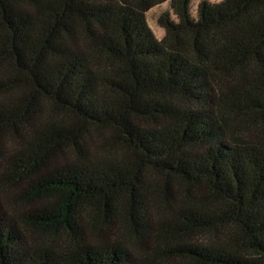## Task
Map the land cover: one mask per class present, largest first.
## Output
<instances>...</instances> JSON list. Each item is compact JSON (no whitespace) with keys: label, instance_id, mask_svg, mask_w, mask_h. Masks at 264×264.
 Segmentation results:
<instances>
[{"label":"trees","instance_id":"1","mask_svg":"<svg viewBox=\"0 0 264 264\" xmlns=\"http://www.w3.org/2000/svg\"><path fill=\"white\" fill-rule=\"evenodd\" d=\"M192 6L0 0V264H264V0Z\"/></svg>","mask_w":264,"mask_h":264},{"label":"rangeland","instance_id":"2","mask_svg":"<svg viewBox=\"0 0 264 264\" xmlns=\"http://www.w3.org/2000/svg\"><path fill=\"white\" fill-rule=\"evenodd\" d=\"M204 0H193L192 14H196L197 7ZM211 3H216L218 0H208ZM170 9L169 1L155 7L147 14L148 24L150 29L153 31L157 40L161 41L165 36V31L158 25L159 17L167 10Z\"/></svg>","mask_w":264,"mask_h":264}]
</instances>
